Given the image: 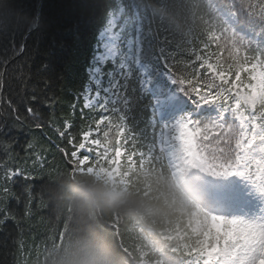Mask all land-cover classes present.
<instances>
[{
	"label": "snow or ice",
	"instance_id": "1",
	"mask_svg": "<svg viewBox=\"0 0 264 264\" xmlns=\"http://www.w3.org/2000/svg\"><path fill=\"white\" fill-rule=\"evenodd\" d=\"M104 8L96 49L103 59L92 66L91 82L71 105L82 119L86 112L99 114L81 134L78 148H103L107 159L114 131L115 163L123 154L121 143L136 137V122L146 113L152 140L130 160L139 156L141 163L169 166L193 158L220 162V179L209 191L219 212L211 217L192 264H264V0H215L223 23L199 31L193 43L174 42L169 31L153 28L137 0H110ZM36 27L0 28L3 80L21 67L31 71L36 61L29 37ZM46 69L40 64L37 72ZM28 79L22 76L19 83ZM41 83L46 89L51 81ZM12 90L11 82H0V95ZM6 103L13 114L4 116L0 109V150L5 152L25 127L18 109ZM25 111L35 114L32 107ZM64 127L71 125L66 121ZM88 159L85 155L79 162ZM19 175L8 170L5 179Z\"/></svg>",
	"mask_w": 264,
	"mask_h": 264
},
{
	"label": "trees",
	"instance_id": "2",
	"mask_svg": "<svg viewBox=\"0 0 264 264\" xmlns=\"http://www.w3.org/2000/svg\"><path fill=\"white\" fill-rule=\"evenodd\" d=\"M178 1L137 0V4L152 27L169 31L174 42L187 38L188 43H193L199 31L217 26L221 13L215 5L190 0L184 12ZM109 3L110 0H0V28L23 31L37 26L29 37V50L36 61L30 65L31 71L21 67L19 74L9 73L6 80L0 77V82L13 85L10 93L0 95L3 115L12 116L6 103L10 101L25 125L14 134L18 143L10 145L7 152L0 150V264H34L31 258L36 248L44 250H39L37 264H130L128 252L133 253L135 242L133 221L154 226L156 231L163 226L159 216L163 214V204H159L161 210L153 220L139 217V205L144 199L140 177L132 175L133 185L125 204H111L104 196L102 183L75 170L77 163L56 135V129L68 120L74 121L72 134L76 139L84 130L80 113L74 115L71 105L85 81L104 6ZM3 55L0 44V60ZM40 64L47 69L39 73ZM22 76L31 79L21 84ZM45 78L51 81L46 89L41 83ZM27 107H32L35 114L29 115ZM136 124V132L145 130L146 135L150 131L146 113L139 116ZM39 155L44 158L42 162ZM200 162L208 177L221 176L218 160ZM159 166L161 180L183 196L168 168L161 162ZM8 170H19L21 175L6 180ZM168 214L171 223L180 216L171 208ZM179 224L187 242L203 245L200 238L192 237L184 218ZM169 250L166 263L181 264V255ZM25 253L30 259L23 263Z\"/></svg>",
	"mask_w": 264,
	"mask_h": 264
},
{
	"label": "rangeland",
	"instance_id": "3",
	"mask_svg": "<svg viewBox=\"0 0 264 264\" xmlns=\"http://www.w3.org/2000/svg\"><path fill=\"white\" fill-rule=\"evenodd\" d=\"M212 2V0H207ZM178 3L183 6L184 12L189 9L190 0H179ZM183 12V13H184ZM142 15L145 14L141 11ZM103 37V32L100 31L98 35V41ZM98 47V42L94 49V56L91 60L90 66L87 69V76L83 88L86 84H89L90 73L92 72V66L96 64L97 59H103L99 56L96 49ZM79 92L76 93L79 94ZM82 103V101H81ZM84 119V132L89 130V126L93 124L94 120L98 117V113H88L86 112ZM71 127L65 128L58 127L56 133L59 139L65 140L70 150V155L72 152H77V157H72V159L77 163L79 173H87L95 181L102 183L104 187V196L108 199L110 203L122 204L125 202V199L130 194V187L133 185V174L135 173L137 177H140L142 180V196L144 199L140 202L139 211L140 216L143 219L153 220L155 215H159L158 211L159 204H163L165 207L163 214L159 215L163 218V228L159 232H156L154 227H147L143 223H134L133 232L135 242L133 243V253L137 256L136 264H165L164 257L165 252L163 251L162 245L159 242H170L176 243V249L174 251H181L183 253V264H192V260L195 258L198 250L202 247H196V245L190 244L185 240L184 233L182 232V227L179 225V219L176 218L173 223L170 222L168 218V209L171 208V211H175L179 214H184L186 225L190 227L191 233L193 236H200V240L203 243L206 235V229L212 224L211 217L214 213L219 212L211 202L209 197V192H204L202 190L204 181L203 174L199 170V174L195 177H191L190 174L184 175V169L181 166H178V162L169 166L165 161V165L168 166L172 171H176L179 179V187L181 192L185 197L190 199H195L198 205L204 210L208 211L210 214L209 218L203 217L200 215L199 210L189 207V203L186 200L169 187L167 183L162 181L159 177V166L156 164L141 163L139 156L133 157L131 160L129 156L132 152L144 151L145 145L150 144L152 140V132L149 131L148 136H144L142 131H137V135L134 139H131L128 144L121 143L120 147L122 148V156L116 159V162L113 163L112 159L114 158V149L117 147L116 141L111 142V144L106 145L110 151L108 158L104 159L103 157V148L97 149L95 146L88 145L92 150L86 152L80 150L78 145L81 142H76L72 137H70L71 128L73 126L72 121H67ZM65 125V124H64ZM64 132L63 136H60L59 132ZM114 133V131H113ZM102 142L103 138L101 137ZM110 139L112 140V133L110 134ZM99 153V155H98ZM87 155L89 157L88 161L84 165L80 164V159ZM43 156L39 155L38 160L42 162ZM193 158L191 160H182L183 166L188 169L191 166H198L197 160ZM163 179V178H162ZM136 180V178H134ZM173 209V210H172ZM136 233V234H135ZM158 244V245H157ZM161 250H160V249ZM36 248L33 251L34 257L31 258V261L34 264H37L38 255L40 251H44L43 248ZM27 259H30L28 254L23 255V263H26ZM29 264V263H27Z\"/></svg>",
	"mask_w": 264,
	"mask_h": 264
}]
</instances>
